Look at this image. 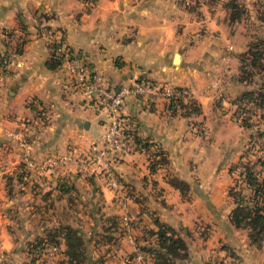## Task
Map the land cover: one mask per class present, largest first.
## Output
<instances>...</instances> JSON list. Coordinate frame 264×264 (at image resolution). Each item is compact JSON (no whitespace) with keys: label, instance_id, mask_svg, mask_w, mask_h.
<instances>
[{"label":"crops","instance_id":"0c3cea01","mask_svg":"<svg viewBox=\"0 0 264 264\" xmlns=\"http://www.w3.org/2000/svg\"><path fill=\"white\" fill-rule=\"evenodd\" d=\"M225 2L0 0V49L6 46L5 31L14 36L23 34L24 38L22 50L11 56L0 73V152H6L10 161L1 172L12 174L15 170L16 142L24 126L20 120L34 116V101L44 106L46 122L41 130L34 131L32 155L61 152L68 146L85 148L92 141H100L105 114L72 91L60 67L46 64L51 54L50 39L61 32L64 40L82 51L112 88L136 76L185 85L198 110L185 115L178 107L169 109L161 102L144 103L126 97L121 107L122 125L151 143L152 149L161 151L165 161L146 174L142 155H126L114 164L119 177V187L115 189L108 187L96 170L83 174L73 165L63 181L50 179L43 183L37 179L35 189L43 187L50 194L63 196L80 183L94 184L119 216L135 211L137 233L141 224L154 227L149 212L177 230L196 216L193 198H206L215 208L214 188L208 193L204 186L211 189L216 178L213 169L222 166L234 148L229 145L226 150L222 145L226 139L231 143L232 138L228 121L217 107L230 102L229 98L243 87L244 82L237 80V54L246 48V44L237 42L238 37H244L237 29L241 16L230 19ZM175 53L177 62H173ZM169 176L184 181L191 196L182 198L168 182ZM29 182L20 185L26 188ZM3 187L0 176V197L4 196ZM24 195H30L28 190ZM122 246L128 252L132 248L125 243ZM211 246L208 239L200 244L207 253L212 251ZM244 250V264H257L252 259V249ZM205 258L198 261L212 263ZM136 261L131 258L122 264H143ZM259 264L264 262L260 260Z\"/></svg>","mask_w":264,"mask_h":264},{"label":"rangeland","instance_id":"374dc122","mask_svg":"<svg viewBox=\"0 0 264 264\" xmlns=\"http://www.w3.org/2000/svg\"><path fill=\"white\" fill-rule=\"evenodd\" d=\"M236 1L244 9L241 22L237 23V29H240L244 37H238L237 42H243L246 45L249 41L259 43L256 38L264 37V24H261L257 18V8H262L264 0ZM244 2L248 5H244ZM258 49L261 51L260 63H264V40L261 45L259 43ZM246 69L247 81L243 83V87L237 91L236 95L244 90L264 91V79L259 67L252 68L247 65ZM235 96L229 98L230 102L227 100L225 104H218L219 107H217L223 111V117L228 121L227 130L232 138L231 143H228L226 139L224 144H221L226 150L229 145L234 147L233 151L222 166L213 169L216 178L215 183L211 184V189L203 185L208 193H211L214 188L215 208L208 204L209 200L206 198H193L191 204L197 213L196 216L188 224L175 230L176 235L183 239L186 246L184 256L166 255L168 260L165 264H202V261L198 260H203L204 257L205 259L209 257L211 264H221L220 259L224 256L229 257L233 264H244L243 253L247 251L244 249H252V259H256L254 261L257 264L260 260L264 262V237H261L258 244L252 243L247 236L248 229L235 226L229 219V211L233 207L229 188H234L236 193L242 195L244 203L250 198L252 191L243 181L235 182L238 177V169L235 165L240 159L253 162L257 155L264 157V111L253 104L241 107L233 103ZM34 106V116L28 120H20L21 124H24L20 136H24L29 143L35 139L32 137L34 131L41 130L46 122L42 103L34 101ZM16 147L18 158L12 174L1 172L6 165L10 164V161L4 155L6 152H0V176L4 181L1 192L4 196L0 197V264H44L45 262L48 264H122V261L128 262L131 258L137 262L132 248L128 252L122 246L124 243L127 245L129 243L124 237L123 228L119 225V214L114 211L115 208L111 206L110 201L105 200L94 184L88 183L85 186L80 183L63 196L54 192L50 194V191L43 190V187L35 189L38 178L25 170L21 161L18 138ZM70 148L84 149L68 146L61 152H47L40 157L31 155L39 159L48 154L62 153ZM1 165L4 167L1 168ZM68 173L69 170L58 180L63 181L68 177ZM11 175L14 177L12 181ZM24 175L28 179L25 180L30 181L26 188L20 185L23 182L28 183L22 179ZM27 190L30 193L29 196L24 195ZM190 194L191 192L186 191L183 196L189 197ZM128 215L132 219H138L135 211L129 210ZM64 225L72 227L75 230L74 234L78 237L77 247L74 249L70 250L65 245L61 229ZM147 229H139L140 234L136 232L137 236L134 239L136 247L141 248L143 245L154 243L155 236L148 233ZM206 239L213 245L209 253L200 248L202 240ZM49 242L58 244V251L52 257H48L46 253ZM249 244L251 248L247 247ZM72 250L74 254L69 253L71 256L69 257L66 252Z\"/></svg>","mask_w":264,"mask_h":264},{"label":"built area","instance_id":"2783aa9c","mask_svg":"<svg viewBox=\"0 0 264 264\" xmlns=\"http://www.w3.org/2000/svg\"><path fill=\"white\" fill-rule=\"evenodd\" d=\"M4 34H7L8 39L11 40L18 42L23 40L21 34L14 36L8 31ZM50 41L54 42V52L61 59L60 69L69 80L72 91L95 109L101 110L105 114V120L102 122L99 142L92 141L84 149L70 148L62 153L48 154L39 159L31 155L28 140L24 136H19L18 145L23 166L43 183H47L50 179H61L67 174L71 165L83 174L93 169L100 174L108 187L118 188L119 180L114 164L124 159L126 155L135 152L142 155L144 159L148 156V151L142 145L134 143L131 134L126 131L120 120L121 107L125 98L133 97L144 103H154L190 98L192 92L184 85L156 82L138 76L133 77L126 84L112 88L105 77L92 68L82 51L73 49L57 35L51 37ZM0 55H2L3 62L9 63L13 55L12 47L4 46L0 49ZM248 104H253L264 111V107L256 106L251 101L238 103L241 107H248ZM119 221L125 239L132 246L134 257L143 264H147L144 256L134 244L133 234L136 220L132 219L127 212H122ZM57 251V243H50L46 248L48 257H52ZM220 260L221 264H233L227 256Z\"/></svg>","mask_w":264,"mask_h":264},{"label":"trees","instance_id":"16d2710c","mask_svg":"<svg viewBox=\"0 0 264 264\" xmlns=\"http://www.w3.org/2000/svg\"><path fill=\"white\" fill-rule=\"evenodd\" d=\"M225 7L228 11V16L230 19L239 18L244 10L243 6H241L236 0H227L225 2ZM261 7L262 8L259 9L257 8V18L261 24H264V5L262 4ZM55 35L61 39H64L61 32H57V34H54L53 36ZM4 36V45H10L12 47V53L18 54L22 50L24 38L22 41L18 42L16 40L8 39L7 34H4ZM256 39H258L261 45L264 37L259 36ZM50 43L51 54L49 59L46 60V64L49 67H60L61 59L54 52V42L51 41ZM259 43L249 41L246 45V48L237 54L239 61L237 73L238 81H247V65L252 68L259 67V69L262 71V78L264 79V63H260L259 57L261 55V51L258 49ZM247 59L248 61H246ZM7 64L2 61V55H0V73L5 71ZM241 101H251L256 106L264 107V91L244 90L239 95H237L232 102L238 104ZM159 102L169 109L172 107H178L185 115H188L190 112H197L198 110V106L192 97L176 100L171 99L169 101ZM120 120L122 121L121 114ZM126 131L131 134L134 143L142 145L146 151H148V156L144 159L142 167L146 174L152 172L156 168L157 164L163 163L165 161V157L161 151L152 149L151 143L137 137L130 128H126ZM253 143L254 142H252V144ZM132 155H134L135 158L140 154L135 152ZM134 158H132V163H135ZM235 166L238 169V177L235 179L237 180L235 182H238L239 180L243 181L251 188L252 191L250 198L246 199V203H244V198L242 195H240L238 192L236 193L234 188H229V194L233 198V207L229 211V219L230 222L235 226L247 228V236L250 241L252 243L258 244L261 237H264V157L257 155L253 162L242 161L240 159L238 164ZM139 168L140 167H138V169ZM168 182L177 188L182 196L185 194L188 188V185L176 176H169ZM148 217L151 219L154 227L141 224L139 229L143 230L144 228H148V233L155 236V241L152 245H143L141 248L138 247L139 251L144 256L146 263L165 264L166 260H168L166 255L183 257L186 246L183 239L176 235L175 229L167 223L160 221L156 216L152 215L151 212L148 213ZM61 229L63 231L65 245L70 248V250L76 248L78 237L74 234L75 230L69 225H64L61 227ZM133 235L134 239H136L137 233L134 232ZM50 243L56 242H49V244ZM73 252L74 251L72 250L66 253L69 257H71L70 254H74Z\"/></svg>","mask_w":264,"mask_h":264},{"label":"water","instance_id":"95a60500","mask_svg":"<svg viewBox=\"0 0 264 264\" xmlns=\"http://www.w3.org/2000/svg\"><path fill=\"white\" fill-rule=\"evenodd\" d=\"M178 61V54L175 53L173 56V62H177Z\"/></svg>","mask_w":264,"mask_h":264}]
</instances>
